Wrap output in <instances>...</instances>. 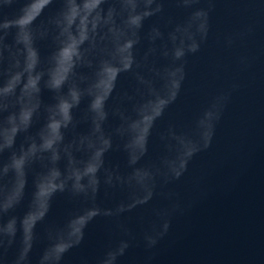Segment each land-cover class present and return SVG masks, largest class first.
I'll use <instances>...</instances> for the list:
<instances>
[{
	"label": "water",
	"instance_id": "95a60500",
	"mask_svg": "<svg viewBox=\"0 0 264 264\" xmlns=\"http://www.w3.org/2000/svg\"><path fill=\"white\" fill-rule=\"evenodd\" d=\"M0 264H264V0H0Z\"/></svg>",
	"mask_w": 264,
	"mask_h": 264
}]
</instances>
